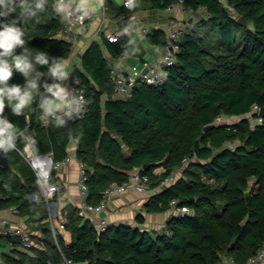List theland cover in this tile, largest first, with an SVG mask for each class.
Wrapping results in <instances>:
<instances>
[{"label": "trees", "instance_id": "16d2710c", "mask_svg": "<svg viewBox=\"0 0 264 264\" xmlns=\"http://www.w3.org/2000/svg\"><path fill=\"white\" fill-rule=\"evenodd\" d=\"M173 1L151 0V7L167 8ZM39 5L21 16L0 15V20L15 18L25 29L22 47L30 50L31 58L39 52L47 54L48 63L37 65L43 72L38 78L43 93L44 82L54 78L50 67L68 58L71 43L57 34L65 16L55 0H42ZM184 5L194 11L204 9L206 15L182 31L175 63L160 86L136 81L129 94L111 96L114 86L107 61L98 44L89 47L83 59L85 71L74 73L82 79L90 108L72 123L71 134L76 157L86 168L90 203H98L110 183L128 179L134 166L150 175L153 187L180 169L181 176L159 187L145 210L164 212L176 200L190 211L168 219L169 234L149 233L127 223L108 224L100 232L91 218L79 216L77 207L68 205L63 209L64 225L71 240L66 242L58 232L57 246L44 221L36 177L11 148L9 167L0 165L4 196L0 209L16 205L20 215L40 221L43 238L39 247L23 250L16 237H0V246H11L0 254V264L59 262L61 253L75 264H221L224 256L242 263L260 248L264 242V119L254 123L252 106L264 107V0H184ZM240 17L244 22H238ZM148 37L157 45L166 44L160 29ZM108 50L114 57L136 54L124 34L118 42H108ZM13 71L9 84L23 85L27 77ZM41 98L37 94L32 101L27 130L24 115L9 105L0 116L17 126L18 147L30 142L37 153L53 151L55 159L64 158L67 143L58 119L49 127L38 120ZM218 117L238 120L217 122ZM158 168L162 172L154 174ZM30 192L38 194L37 201L27 198ZM135 219L144 222L141 214Z\"/></svg>", "mask_w": 264, "mask_h": 264}, {"label": "crops", "instance_id": "0c3cea01", "mask_svg": "<svg viewBox=\"0 0 264 264\" xmlns=\"http://www.w3.org/2000/svg\"><path fill=\"white\" fill-rule=\"evenodd\" d=\"M80 5L86 11H91L95 14L93 19L87 21L85 29L78 34L77 39L71 43V51L67 59L62 61L66 66V76L60 79L63 84L64 80L70 77L74 70L85 71L84 56L89 47L96 43L100 47L104 58L107 63L111 62L115 65L117 71L122 75L128 77L135 73L141 72L144 69V63L157 64L160 62L163 54L167 49L169 43V33L171 30L180 29L185 30L188 25L196 23L201 17L206 15L204 9H199L193 13H179L170 7L167 8H154L151 7V0H134L131 7H125V0H79ZM101 29H109L114 32L124 34L129 38L136 54H128L123 58L114 57L109 53L108 42L99 31ZM160 29L164 33L165 45H157L149 40L148 34L153 30ZM59 36V35H58ZM111 96L120 97L115 91ZM108 97L107 93L102 95L105 99ZM24 110L27 112L32 110L31 105L27 106ZM72 137L66 146V156L62 160L68 158V162L63 165L59 170L54 171L53 181L62 185L63 190L55 197L57 212L59 213L56 222V227L59 226L62 220H65L63 209L72 205L77 207L80 202L79 188H78V159L76 157V143ZM30 143V142H26ZM25 144V143H24ZM70 144V146H69ZM32 150L36 152L35 147L30 143ZM54 157L53 151H48ZM45 154V153H38ZM60 159V160H61ZM179 169L174 170L175 180L181 176ZM37 180V179H36ZM38 193L42 198L46 217L44 221L48 220L49 210L38 186ZM151 195H141L134 191H129L120 196H116L108 205L106 211L102 214L89 216L92 222L97 225L100 218H105L108 224L113 223H127L132 226H138L141 229L147 230L149 233H161L165 224L170 217L169 210L164 212H147L145 210L146 202ZM27 198L31 201L38 200V194L30 192ZM143 215L144 222L137 223L136 216ZM0 216L10 219L12 225H17L27 229L32 236L37 240L36 246L42 245L43 229L39 227L40 221H30L26 216L20 214H12L6 209H0ZM66 242H70L71 234L66 228L59 229ZM18 239V238H17ZM20 244V243H19ZM23 250H28L20 247ZM10 245H1L0 254L2 252H9ZM225 256L222 258L224 263Z\"/></svg>", "mask_w": 264, "mask_h": 264}, {"label": "built area", "instance_id": "2783aa9c", "mask_svg": "<svg viewBox=\"0 0 264 264\" xmlns=\"http://www.w3.org/2000/svg\"><path fill=\"white\" fill-rule=\"evenodd\" d=\"M134 0H132L133 2ZM224 1V0H223ZM63 4L65 7L59 8L58 5ZM124 6L128 7L126 0L124 1ZM55 7L59 12H63L65 16L64 24L59 28L57 34L59 37L69 41L74 42L78 34L82 32L87 24V21L93 19L95 14L91 11H86L80 5L79 0H55ZM171 9L179 13H193L194 10L190 7L184 5V0H175L169 6ZM99 31L102 33L103 37L110 43H116L119 40L120 33L114 32L109 29H101ZM182 31L180 29L171 30L169 33V43L167 49L163 54L160 62L157 64L144 63V69L141 72L135 73L131 76H124L119 71H117L115 65L111 62L107 63V69L110 72L112 78V83L114 86V91L117 95L125 96L129 94L133 84L136 81H141L146 84L160 86L162 85L169 75V68L175 63V53L178 49V41ZM128 53L124 52L122 55L118 56L120 59L127 56ZM69 93V98H75V104L72 106H66L62 110H58L56 114L45 113L41 108L38 120L44 127H49L53 120L59 118L61 114H69L73 121L83 118L90 108V101L86 96V88L82 83V79L78 74L73 73L70 77L64 80L63 84ZM75 105H79L76 107ZM260 107L257 105L252 106L253 114H256L254 118V123H262L263 117L259 116L258 113ZM25 118V129H29L31 126V120L29 113L26 110L20 112ZM223 117H218L217 122L221 121ZM76 143V140L73 139ZM12 148L18 152L24 160L28 163L31 170L33 171L38 186L42 195L45 198L47 208L49 210L48 220L50 222V230L54 238L55 244H57V233L59 229H64L65 220H62L58 227L54 224V220L58 218L59 213L57 212L55 197L63 190L62 185L53 181L54 171L59 170L63 165L68 162V158L65 159H55L51 153L38 154L35 153L30 143H25L21 147L15 144ZM187 161L186 158L183 159V163ZM78 188L80 195V202L77 206L78 215L83 218H88L89 216L102 214L108 208V205L116 196H120L129 191H134L141 195H152L156 192L159 187H165L170 185L175 181V174L172 172L168 176L160 180L159 184L153 187L152 179L150 175L142 172V168L139 166H134L129 172L128 179L122 182H112L102 191L101 200L96 203H90L87 200L88 197V186H87V172L85 165L78 161ZM162 170L154 169L153 173L158 174ZM4 196L0 193V200ZM8 212L12 214H19V209L16 205H10L5 208ZM170 217L172 215H182L183 213H188L190 210L188 207H180L177 205L176 200H171L169 204ZM169 217V218H170ZM168 218V219H169ZM108 226V222L105 218H100L98 220L97 228L98 231L102 232ZM163 232L169 234L170 230L165 227ZM0 237H16L19 240L20 245L23 248L31 249L36 247L37 240L32 236V234L24 227L12 225L10 219L0 216ZM59 249V247H58ZM60 250V249H59ZM61 261L54 262L49 261L47 264H75L72 260L67 259L61 253ZM225 264H264V242L257 250L255 254L247 258L242 263H237L234 258L225 256Z\"/></svg>", "mask_w": 264, "mask_h": 264}, {"label": "clouds", "instance_id": "9594fccd", "mask_svg": "<svg viewBox=\"0 0 264 264\" xmlns=\"http://www.w3.org/2000/svg\"><path fill=\"white\" fill-rule=\"evenodd\" d=\"M31 0H0V15L16 12L18 16L29 7ZM129 7L132 0H126ZM40 5L38 4L37 7ZM65 7L63 4L59 8ZM26 44L25 29L22 28L15 18L0 20V112L4 106L9 105L15 113L22 112L37 94L41 95L40 107L45 113L56 114L58 110L75 104V98H69L65 86L60 79L66 76V66L62 61H57L50 67L52 81L44 82V92L40 93L38 78L43 72L37 67L38 64H47L48 57L45 52L36 53L34 58L29 55V49L22 47ZM20 48V51L17 49ZM17 70L27 77L26 82L9 84L13 70ZM78 107L79 105H75ZM17 126L6 117L0 116V147L11 144L17 134Z\"/></svg>", "mask_w": 264, "mask_h": 264}, {"label": "water", "instance_id": "95a60500", "mask_svg": "<svg viewBox=\"0 0 264 264\" xmlns=\"http://www.w3.org/2000/svg\"><path fill=\"white\" fill-rule=\"evenodd\" d=\"M41 1L42 0H31L30 5L27 8L26 12L37 7V5L41 3ZM238 22L242 23V22H244V19L242 17H240L238 19ZM241 65L243 66V63H241ZM13 73H14V71H13ZM258 115L264 118V107L260 108ZM58 121H59L60 127L62 129L63 136H64L66 143L70 142V140L72 138L71 125L74 121L72 120V118L69 114H61L58 118ZM213 126H214V124L208 125L204 128V130H208V129L212 128ZM17 139L18 138L15 137L11 144H6L1 148V150H0V165L1 166L7 167V168L9 167L7 153L12 148V145L16 143ZM147 168H148V166H144V169H147Z\"/></svg>", "mask_w": 264, "mask_h": 264}, {"label": "rangeland", "instance_id": "374dc122", "mask_svg": "<svg viewBox=\"0 0 264 264\" xmlns=\"http://www.w3.org/2000/svg\"><path fill=\"white\" fill-rule=\"evenodd\" d=\"M236 120H238V118H236V117H231V118H225V119L222 118L221 121L233 122V121H236ZM69 146H70V144H69ZM157 170H162V168H158ZM178 171H179V173H180V169H179ZM158 172H160V171H158ZM55 222H56V220H55Z\"/></svg>", "mask_w": 264, "mask_h": 264}]
</instances>
